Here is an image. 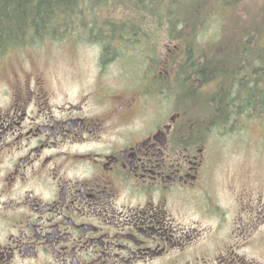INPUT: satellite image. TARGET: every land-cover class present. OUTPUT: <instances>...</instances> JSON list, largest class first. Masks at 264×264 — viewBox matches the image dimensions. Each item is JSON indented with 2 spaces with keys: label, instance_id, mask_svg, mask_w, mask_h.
Listing matches in <instances>:
<instances>
[{
  "label": "flooded vegetation",
  "instance_id": "af4514ba",
  "mask_svg": "<svg viewBox=\"0 0 264 264\" xmlns=\"http://www.w3.org/2000/svg\"><path fill=\"white\" fill-rule=\"evenodd\" d=\"M145 64L71 99L0 60V264H264V195L219 170Z\"/></svg>",
  "mask_w": 264,
  "mask_h": 264
},
{
  "label": "trees",
  "instance_id": "16d2710c",
  "mask_svg": "<svg viewBox=\"0 0 264 264\" xmlns=\"http://www.w3.org/2000/svg\"><path fill=\"white\" fill-rule=\"evenodd\" d=\"M247 3L0 0V59L13 49L86 39L101 46L102 54L111 60H161V65L155 64L151 70L165 67L166 85L172 84L168 76H174L173 84L181 87L187 99L200 98V91L216 86L211 98L214 125L227 129L230 122L244 124L245 118L260 117V113L252 112L261 102V94L264 106V88L257 91L259 83L264 82V2L254 12L247 9ZM213 22L220 25L221 39L201 42V34ZM162 40L175 47L164 59H157ZM206 48L214 51L203 53ZM226 88L231 90L227 94Z\"/></svg>",
  "mask_w": 264,
  "mask_h": 264
},
{
  "label": "rangeland",
  "instance_id": "374dc122",
  "mask_svg": "<svg viewBox=\"0 0 264 264\" xmlns=\"http://www.w3.org/2000/svg\"><path fill=\"white\" fill-rule=\"evenodd\" d=\"M248 2L247 9L254 12L264 0H248ZM221 37L220 25L213 22L212 26H209L207 31L201 34L200 40L203 43L215 42ZM162 42L158 49L157 59H164L168 53L173 52L175 47L174 44L166 43L164 40ZM209 51L212 52L214 49L206 48L202 52ZM108 57L102 54L101 46L91 44L86 39H68L65 42H47L41 46L27 47L22 50L13 49L4 55L2 60L7 62L35 61L40 69L45 70L48 84L57 97L67 94L71 99H77L80 94L90 93L97 76L104 77L103 81L105 82L134 83L138 81V77L146 67V62L132 59V57L118 60H111ZM115 60L117 63H114ZM111 61L113 64L107 63ZM147 62L157 65L162 63L161 60ZM243 67H246V64ZM168 77L169 83L172 84L165 85V96H163L167 99L168 112L175 108L182 109L192 120L190 122L198 121V140L204 141L203 144L214 145L213 156L222 158V160H218L222 163L219 170L227 167V172L236 174V178L243 177V182L248 185V193L261 190L264 195V106H261L263 94L259 95L258 99L261 102L252 112L253 114L260 113L258 119L251 120L248 117L245 118L244 124L242 121H236L235 123L230 122L231 125L227 129L223 125L216 128L211 101L216 86L213 85L200 91V98L197 96L196 99H187L186 95L181 93V87H176L173 84L174 76ZM263 88L264 82H261L257 86V91ZM228 90L230 89H225L226 94ZM239 98H242L241 94H239ZM188 118L185 117L186 120ZM208 125L214 129L213 132H207ZM249 184L253 186H249Z\"/></svg>",
  "mask_w": 264,
  "mask_h": 264
}]
</instances>
